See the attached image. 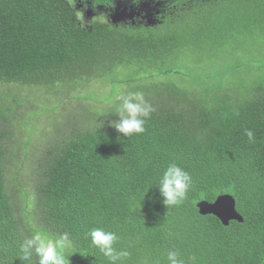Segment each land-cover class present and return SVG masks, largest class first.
Instances as JSON below:
<instances>
[{
  "label": "trees",
  "instance_id": "trees-1",
  "mask_svg": "<svg viewBox=\"0 0 264 264\" xmlns=\"http://www.w3.org/2000/svg\"><path fill=\"white\" fill-rule=\"evenodd\" d=\"M126 90L155 108L142 135L110 125ZM170 163L193 179L172 208ZM227 194L241 222L200 213ZM92 228L125 264H264V0H0V264H36V231L70 234L67 264H109Z\"/></svg>",
  "mask_w": 264,
  "mask_h": 264
},
{
  "label": "clouds",
  "instance_id": "clouds-1",
  "mask_svg": "<svg viewBox=\"0 0 264 264\" xmlns=\"http://www.w3.org/2000/svg\"><path fill=\"white\" fill-rule=\"evenodd\" d=\"M76 0H69V5L75 8ZM85 6H87L85 2ZM76 11V10H75ZM105 17L100 15L96 18ZM76 19L81 21L83 26L84 15L76 11ZM119 101L115 109V116L118 120L110 121L111 127L123 136L142 135L145 133V125L155 108L141 91L126 90L116 97ZM245 135L249 142H255V134L251 129H245ZM192 175L176 163H170L159 177L158 187L163 204L168 207H176L187 199V194L192 186ZM230 195V194H227ZM90 239L93 247L109 261V264H125L131 253L124 250H117L115 245L119 240L113 231L104 228H92L85 234ZM72 241L68 232L62 233L59 238L53 239L40 231L34 232L30 237L25 238L19 245L22 261H27L33 255L37 257L36 264H67L68 257L65 252L71 247ZM167 264H196V257L193 255L185 261L180 253L169 249L167 251Z\"/></svg>",
  "mask_w": 264,
  "mask_h": 264
},
{
  "label": "water",
  "instance_id": "water-1",
  "mask_svg": "<svg viewBox=\"0 0 264 264\" xmlns=\"http://www.w3.org/2000/svg\"><path fill=\"white\" fill-rule=\"evenodd\" d=\"M235 199L231 195H221L213 203L202 201L198 208L202 215H213L223 225L227 226L231 221H242V217L235 210Z\"/></svg>",
  "mask_w": 264,
  "mask_h": 264
},
{
  "label": "rangeland",
  "instance_id": "rangeland-1",
  "mask_svg": "<svg viewBox=\"0 0 264 264\" xmlns=\"http://www.w3.org/2000/svg\"><path fill=\"white\" fill-rule=\"evenodd\" d=\"M125 12H126V10L123 8L122 13H125ZM116 17L120 19L122 17V14H120V13L117 12ZM84 19H86V17H84ZM151 23H152V21H151ZM204 70H207V68H205ZM58 95H59L60 98H64V97H66L67 94H65V93L60 94L59 93ZM51 96H53V95H51ZM49 100H51V98ZM75 113H76V110H75V108L73 106H67L64 109V114L65 115H69V117H71V118H72V115H74ZM45 116H46V114H43V118Z\"/></svg>",
  "mask_w": 264,
  "mask_h": 264
},
{
  "label": "bare ground",
  "instance_id": "bare-ground-1",
  "mask_svg": "<svg viewBox=\"0 0 264 264\" xmlns=\"http://www.w3.org/2000/svg\"><path fill=\"white\" fill-rule=\"evenodd\" d=\"M236 210V209H235Z\"/></svg>",
  "mask_w": 264,
  "mask_h": 264
}]
</instances>
